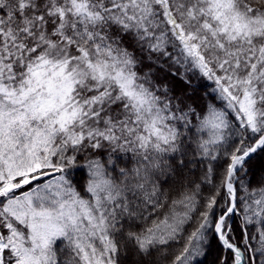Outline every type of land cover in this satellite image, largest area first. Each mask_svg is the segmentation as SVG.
Listing matches in <instances>:
<instances>
[{
  "label": "snow or ice",
  "instance_id": "snow-or-ice-1",
  "mask_svg": "<svg viewBox=\"0 0 264 264\" xmlns=\"http://www.w3.org/2000/svg\"><path fill=\"white\" fill-rule=\"evenodd\" d=\"M0 264H264V0H0Z\"/></svg>",
  "mask_w": 264,
  "mask_h": 264
}]
</instances>
